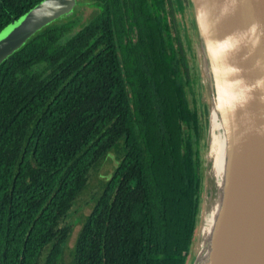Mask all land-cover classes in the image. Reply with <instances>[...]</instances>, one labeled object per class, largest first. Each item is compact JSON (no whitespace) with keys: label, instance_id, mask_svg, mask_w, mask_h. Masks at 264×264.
Returning <instances> with one entry per match:
<instances>
[{"label":"trees","instance_id":"trees-1","mask_svg":"<svg viewBox=\"0 0 264 264\" xmlns=\"http://www.w3.org/2000/svg\"><path fill=\"white\" fill-rule=\"evenodd\" d=\"M41 1L0 0V31ZM173 1L77 0L89 20L73 11L0 64V264L60 263L65 219L113 150L72 264H189L204 128Z\"/></svg>","mask_w":264,"mask_h":264},{"label":"water","instance_id":"water-1","mask_svg":"<svg viewBox=\"0 0 264 264\" xmlns=\"http://www.w3.org/2000/svg\"><path fill=\"white\" fill-rule=\"evenodd\" d=\"M76 2L42 0L5 26L0 64L42 28L72 14ZM188 4L228 146L224 198L208 264H264V0Z\"/></svg>","mask_w":264,"mask_h":264},{"label":"rangeland","instance_id":"rangeland-1","mask_svg":"<svg viewBox=\"0 0 264 264\" xmlns=\"http://www.w3.org/2000/svg\"><path fill=\"white\" fill-rule=\"evenodd\" d=\"M76 7H74L73 10L75 13V22L79 21V24H82L91 18V8L85 7L76 10ZM169 19L173 24L172 31L182 40L190 61V69L193 82L191 90L192 94H190L189 96L191 98L192 105L198 112L200 123L203 126L202 129L204 128L202 131V144L205 148L204 150H202L200 156V161L204 165V188L202 192V207L200 213V224L202 226V218L204 217L205 212L209 209L208 201L214 192L213 182L210 180L207 174L208 147L210 139L208 125L209 112L212 106L210 99V89L207 82L206 73L202 68L200 44L198 42L193 15L188 4V0H174L172 4V16H169ZM119 159V153L113 150L109 154V156L100 163L99 166H97L90 172V177L86 189L76 200L72 210L65 219L64 224L72 225V233L65 246L64 253L59 264H72V251L85 217L90 214L95 204V199L101 193L105 181L114 171V168L116 167ZM198 250L199 235L197 240L195 241V247L193 248V253L190 257L189 264L194 263V259L197 255Z\"/></svg>","mask_w":264,"mask_h":264},{"label":"bare ground","instance_id":"bare-ground-1","mask_svg":"<svg viewBox=\"0 0 264 264\" xmlns=\"http://www.w3.org/2000/svg\"><path fill=\"white\" fill-rule=\"evenodd\" d=\"M201 63L203 70L207 74L203 57ZM208 126L210 139L208 147L207 174L213 182L214 192L208 201L209 209L205 212L204 217L202 218V226L199 233V250L195 256L193 264H208L211 256H213L215 249V227L220 213L221 203L224 198L228 146L224 127L213 104L209 112Z\"/></svg>","mask_w":264,"mask_h":264}]
</instances>
